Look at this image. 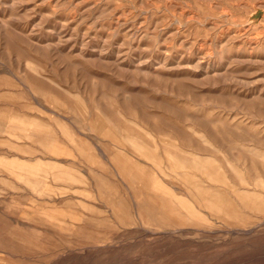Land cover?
<instances>
[{"label":"rangeland","instance_id":"1","mask_svg":"<svg viewBox=\"0 0 264 264\" xmlns=\"http://www.w3.org/2000/svg\"><path fill=\"white\" fill-rule=\"evenodd\" d=\"M0 264H264V0H0Z\"/></svg>","mask_w":264,"mask_h":264}]
</instances>
